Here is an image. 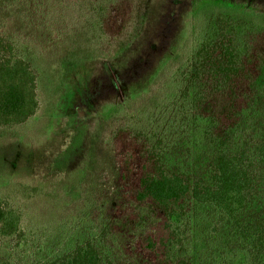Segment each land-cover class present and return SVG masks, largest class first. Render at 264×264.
Listing matches in <instances>:
<instances>
[{"label":"rangeland","instance_id":"obj_1","mask_svg":"<svg viewBox=\"0 0 264 264\" xmlns=\"http://www.w3.org/2000/svg\"><path fill=\"white\" fill-rule=\"evenodd\" d=\"M120 1L0 0L2 32L35 73L39 105L24 124L0 130V195L9 182L39 188L37 197L16 201L27 244L0 242L12 264H42L78 235H98L113 215L109 206L81 210L76 199L94 166L80 153L88 137L90 148L98 141L99 119L109 136L124 130L154 137L169 174L189 183L208 177L211 149L190 114L191 47L198 36L216 34L218 18L264 28V0H126L143 4L142 29L131 35L136 14L119 39L105 38L103 13ZM255 81L264 87V68ZM103 164L106 173L110 165ZM199 221L192 218L183 246L191 264H205L209 246Z\"/></svg>","mask_w":264,"mask_h":264},{"label":"trees","instance_id":"obj_2","mask_svg":"<svg viewBox=\"0 0 264 264\" xmlns=\"http://www.w3.org/2000/svg\"><path fill=\"white\" fill-rule=\"evenodd\" d=\"M144 10L143 4L115 3L103 13L102 35L119 39L136 14L131 35H138ZM3 19L0 130L9 131L33 117L39 105L35 73L2 32ZM233 24L218 18L212 25L221 32L200 35L191 47L190 114L211 149L207 179L189 183L169 174L154 137L124 130L109 136L106 119H99L98 141L90 148L88 137L80 153V161L88 157L94 166L81 177L76 199L81 210L109 206L113 215L98 235H78L42 264H191L183 246L193 217L201 220L209 244L205 264H264V87L255 81L264 68V28ZM229 26L233 33L226 34ZM130 43L118 44L120 51ZM102 162L110 165L106 173ZM3 187L0 242L25 246L16 201L37 197L39 188L21 182ZM0 264H12L1 246Z\"/></svg>","mask_w":264,"mask_h":264}]
</instances>
